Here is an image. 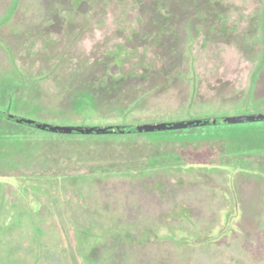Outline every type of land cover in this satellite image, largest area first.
<instances>
[{"label": "rangeland", "instance_id": "374dc122", "mask_svg": "<svg viewBox=\"0 0 264 264\" xmlns=\"http://www.w3.org/2000/svg\"><path fill=\"white\" fill-rule=\"evenodd\" d=\"M188 109L264 113V0H0L8 116L90 127L186 121ZM11 121L0 118V264H264V121L224 145ZM131 163L144 167L87 174ZM178 206L187 218H163ZM143 227L155 238L134 245Z\"/></svg>", "mask_w": 264, "mask_h": 264}, {"label": "trees", "instance_id": "16d2710c", "mask_svg": "<svg viewBox=\"0 0 264 264\" xmlns=\"http://www.w3.org/2000/svg\"><path fill=\"white\" fill-rule=\"evenodd\" d=\"M182 115L187 116L189 119H187L186 121H180V122H191V121H199V120H210V119H220V118H232V117H223V116H217V112L214 111H200V110H191L188 109L186 111L182 112ZM181 115V116H182ZM8 116V112L4 111V110H0V118L4 119H10L7 117ZM14 117L16 118H22L19 117L17 115H15ZM243 117V116H240ZM25 120H28L26 118H22ZM12 120V119H10ZM124 121V120H123ZM122 121V122H123ZM11 122H13V124L18 125L20 127H24V129H28L30 130L28 133H40L42 134L44 131H54V132H58V133H76L78 135H86V134H96L98 136H109V137H114V136H120V137H124L129 139V137H137V136H141V135H159V134H163V133H173V135H178V134H182L181 140L184 139H201L202 142H210L213 143V141H218V142H222L224 145L225 141L228 140H232L234 141L235 138H238V135H244L246 134V132L242 131V129L240 128L241 123L242 122H224V123H212V124H203V125H197V126H187V127H182V128H172V129H168V128H156V129H144L143 127L146 126H159L162 125L164 123H167L168 121L163 120V121H158L156 123H142V122H127V123H116V124H108V125H104V126H97V125H91L90 127H84V126H66V125H54V124H48L51 125L53 127L56 128H65L68 127L70 130L68 131H60V130H52V129H41V128H37L31 125H27L26 123H21V122H17L15 120H12ZM262 122V121H260ZM40 123V122H39ZM92 128H98V129H104V128H114L116 129L115 131H109V132H105V133H101V132H81L80 129H92ZM228 133V135L226 136L225 134ZM230 136V137H228ZM240 137V136H239ZM209 139V140H207ZM239 139V138H238ZM212 140V141H211ZM229 142V141H228ZM126 143H124L125 145ZM222 145V146H223ZM126 149L128 151L132 150V147L129 146V142L127 141V145H126ZM169 154H175V151L169 152ZM221 157L223 156V152L221 151ZM153 154L149 153L148 155H145L144 157L147 158L146 160V164L151 163V161H153ZM175 157V156H173ZM139 167H144V164L141 163V165H137L135 163H131V164H127L124 165V167L121 168H104L102 170H98V171H89L87 172V174L91 175V176H95V174H99L101 176H105L106 174L109 173H120V174H126L128 172L130 173H136L139 172L138 169ZM114 171V172H113ZM141 172V170H140ZM96 174V175H97ZM50 177L53 179V181H58L61 179L62 174H54L52 173V175H50ZM233 207H235V205H233ZM235 209V208H234ZM188 210L184 207L178 206L176 207V209L174 211H170L167 212L165 214H163V218H182L185 219L188 217ZM236 215V212L234 213H230L228 216V220H227V224L225 226L224 230H220L218 232V237L225 235L229 230H232V220L234 218V216ZM41 225V224H40ZM118 234H121L120 232H118ZM154 235L151 234L150 230L146 227H143L141 230L140 235H136L131 237L130 241H133L132 243L134 245H144L149 243L153 238ZM208 234H203V235H198V239L196 240H192V241H188L193 245H197L200 242H204V243H208L210 242V239L208 237ZM75 236H73L72 241L70 240L68 242V248L70 251H73V241H75ZM97 238V237H96ZM124 241L123 242H128L127 239L122 238ZM187 241V239H186ZM100 244V242L94 240L93 242H91V244H89L88 246V251H93L96 247H98L97 245Z\"/></svg>", "mask_w": 264, "mask_h": 264}, {"label": "water", "instance_id": "95a60500", "mask_svg": "<svg viewBox=\"0 0 264 264\" xmlns=\"http://www.w3.org/2000/svg\"><path fill=\"white\" fill-rule=\"evenodd\" d=\"M8 118L15 120L17 122L26 123L27 125H31L37 128L41 129H52V130H60V131H68L70 130L68 127L65 128H56L51 125L45 124V123H39L37 121L33 120H25L22 118H16L14 116H8ZM247 121H264V113L256 114L254 116L250 117H232V118H220V119H210V120H199V121H191V122H167L159 126H146L143 127L144 129H156V128H182L187 126H197V125H203V124H212V123H224V122H247ZM114 128H104V129H98V128H92V129H80L81 132H109V131H115Z\"/></svg>", "mask_w": 264, "mask_h": 264}]
</instances>
